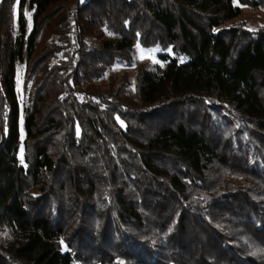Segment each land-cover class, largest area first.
<instances>
[{
    "label": "trees",
    "instance_id": "trees-1",
    "mask_svg": "<svg viewBox=\"0 0 264 264\" xmlns=\"http://www.w3.org/2000/svg\"><path fill=\"white\" fill-rule=\"evenodd\" d=\"M237 1L0 0V264H264V26L226 27L264 0ZM136 44L164 65L98 85Z\"/></svg>",
    "mask_w": 264,
    "mask_h": 264
},
{
    "label": "rangeland",
    "instance_id": "rangeland-1",
    "mask_svg": "<svg viewBox=\"0 0 264 264\" xmlns=\"http://www.w3.org/2000/svg\"><path fill=\"white\" fill-rule=\"evenodd\" d=\"M234 3L235 5H239L237 0H234ZM241 9H242L241 16L238 19L229 22L226 25V27H231V26H235L238 23H243L248 29L257 30L262 26H264V9L254 10L247 7H241ZM26 15L29 21V28L31 29L33 25V11H27ZM16 19H18V8L16 9ZM141 50H143V55L141 53ZM135 52H136V57L131 64H116L108 72L105 79L101 82H98L97 84L100 86H110L112 85V83L114 85H121L124 82H128L129 90L132 93H135L139 65L143 64L147 69H155L158 65L163 66L165 63L159 58V55L163 53V51L159 46L151 49H147L142 47L140 44H136ZM167 54H170L172 57L176 56L174 52L170 50L167 52ZM24 73H25V65L19 63L17 68V88L21 98H22V89L24 83ZM83 89H85V87H83ZM24 135L25 134H24L23 119H22L21 120L22 139H24Z\"/></svg>",
    "mask_w": 264,
    "mask_h": 264
},
{
    "label": "snow or ice",
    "instance_id": "snow-or-ice-1",
    "mask_svg": "<svg viewBox=\"0 0 264 264\" xmlns=\"http://www.w3.org/2000/svg\"><path fill=\"white\" fill-rule=\"evenodd\" d=\"M141 53L143 55V50H141ZM181 62H183V61H181ZM21 162H23V150H21ZM61 243L63 244V241H61ZM65 250H67V247H65ZM253 254H255V253H253Z\"/></svg>",
    "mask_w": 264,
    "mask_h": 264
},
{
    "label": "built area",
    "instance_id": "built-area-1",
    "mask_svg": "<svg viewBox=\"0 0 264 264\" xmlns=\"http://www.w3.org/2000/svg\"><path fill=\"white\" fill-rule=\"evenodd\" d=\"M71 49H73V50L76 51L78 49V47H76L75 45H73Z\"/></svg>",
    "mask_w": 264,
    "mask_h": 264
}]
</instances>
